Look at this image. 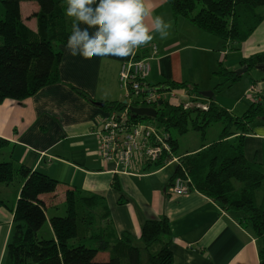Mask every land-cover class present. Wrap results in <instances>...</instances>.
<instances>
[{"label":"crops","instance_id":"obj_1","mask_svg":"<svg viewBox=\"0 0 264 264\" xmlns=\"http://www.w3.org/2000/svg\"><path fill=\"white\" fill-rule=\"evenodd\" d=\"M153 6L157 15L171 21L172 28L166 39L157 36L136 51L137 57L147 59L150 65L146 79L150 87L162 89L170 83H184L199 91H212L214 97V93L222 90L214 91L218 82L215 72L220 68L236 71L242 67V60L264 52V20L246 42L233 45L174 15L167 0H153ZM37 11L34 2L20 4L22 22L31 30L36 28L32 15ZM151 45L157 48L155 55H151ZM58 48L62 54L58 83L41 88L21 103L5 100L0 104V137L8 141V146L0 150V163H16L59 182L54 195L42 197L48 202L43 226L49 238L53 234L47 224L56 215L52 213L60 206L65 213L62 194L66 189L75 188L103 199L108 220L117 235L127 233L138 240L147 219L166 217L171 229L172 264H264V240L254 235L241 212L223 211L198 192L186 196L169 192L174 163L155 166L134 159L131 167L122 172L100 158L95 132L101 128V121L112 113L107 105L126 100L118 75L121 63L129 57H73L67 45ZM261 78V83L251 78L249 82L257 89L258 96L252 99V104L258 98L256 103L264 107V77ZM248 86L244 83V90ZM174 93L172 104L201 97L185 94L182 89ZM206 100L204 106L211 101ZM213 101L220 105L215 98ZM250 106L237 100L230 107L229 104L219 107L227 108L232 115L240 111L234 114L240 117ZM244 136L246 160L264 168V121L252 123ZM200 147L201 144L180 155L195 153ZM0 184H5L0 188L3 191L0 264H3L13 231L11 210L20 186ZM48 211H52V216H47Z\"/></svg>","mask_w":264,"mask_h":264},{"label":"trees","instance_id":"obj_2","mask_svg":"<svg viewBox=\"0 0 264 264\" xmlns=\"http://www.w3.org/2000/svg\"><path fill=\"white\" fill-rule=\"evenodd\" d=\"M22 2H34L38 6L32 15L35 30L22 22ZM167 2L174 15L233 45L246 42L264 20V11L258 10L264 7V0ZM66 7V0H0V104L5 100L21 103L41 88L59 82L62 54L58 47L66 45L72 26ZM262 65L264 52L241 61L246 72ZM214 76L218 80L214 91H218L230 87L243 75L220 68ZM167 86L170 90L182 89L189 95L200 92L184 83ZM210 100L204 110L162 101V105H153L157 110L155 119L133 117L129 111L127 121L155 122L167 134L173 154L178 142L170 136V129L179 135L194 131L204 139L207 129L220 123L218 141L209 145L200 143L197 152L178 155L169 187L177 177L185 180L190 192L206 196L221 210L241 212L254 235L264 240V168L249 163L243 152L244 135L252 123L262 120L264 107L251 104L243 115L236 117ZM126 106L114 102L107 109L116 114L124 112ZM131 107L140 106L133 101ZM6 146L8 141L0 137V150ZM153 164L161 166L163 160ZM0 183L20 186L11 210L13 231L3 264H172L171 229L166 217L147 219L138 240L127 233L117 235L101 197L75 188L66 189L62 194L65 215L49 219L53 237H39L48 206L42 197L54 195L59 182L16 163H0Z\"/></svg>","mask_w":264,"mask_h":264},{"label":"built area","instance_id":"obj_3","mask_svg":"<svg viewBox=\"0 0 264 264\" xmlns=\"http://www.w3.org/2000/svg\"><path fill=\"white\" fill-rule=\"evenodd\" d=\"M157 52L155 45L151 46V55ZM150 72L147 59H140L136 53L120 65L119 83L125 91L124 112L111 113L101 121V128L95 132L98 144V155L106 163H113L118 171L125 172L131 167L134 159L140 163L153 164L163 160V165L174 162L171 160V149L168 144V136L150 121H136L129 123L127 115L133 101H137L140 107H150L159 101L175 100L174 90L166 92L155 87H147L146 79ZM248 91L257 94V89L251 86ZM141 92L145 94L139 95ZM249 92V93H250ZM186 94V93H185ZM256 98V97H255ZM174 105H183L185 108L198 107L206 109V105L180 102ZM165 156L164 159L162 157ZM169 192L175 196H186L190 193L187 182L179 177L175 178L169 187Z\"/></svg>","mask_w":264,"mask_h":264},{"label":"clouds","instance_id":"obj_4","mask_svg":"<svg viewBox=\"0 0 264 264\" xmlns=\"http://www.w3.org/2000/svg\"><path fill=\"white\" fill-rule=\"evenodd\" d=\"M72 18L66 45L73 57L133 56L154 39L170 35L172 24L157 15L153 0H66Z\"/></svg>","mask_w":264,"mask_h":264},{"label":"rangeland","instance_id":"obj_5","mask_svg":"<svg viewBox=\"0 0 264 264\" xmlns=\"http://www.w3.org/2000/svg\"><path fill=\"white\" fill-rule=\"evenodd\" d=\"M258 10L260 12H262V11H264V7H259ZM151 46H150V50H151ZM243 67L236 70L235 72L241 70ZM243 75H245V76L242 79L238 80L236 83L232 84L230 87H226V88L224 87V88H222L221 91L214 93V98H215V101L217 104H220L221 106H223V104H229V107H230L237 100H240L242 105L244 104L246 106H250V104H252V99H254L257 96V94L254 92L248 91V88L251 87L250 82H249V78H251L253 81H258V83H261L260 80L262 79L261 77H264V73L257 70V69H252V70L245 72ZM118 79H119V76H118ZM244 83H248V85H249L246 90H244V88H243ZM146 84H147V82H146ZM147 87L150 88V86L148 84H147ZM142 94H145V93L141 92L139 95H142ZM257 100H259V99L257 98ZM257 100L254 102V104H257L256 103V102H258ZM183 102H184V104L195 103V104H199V105L202 104L203 105L207 102V100L205 98L197 97L196 100H194V101H191L189 98H185L183 100ZM239 112L240 111H238L236 113L234 112L233 115L239 114ZM116 114H119V113H116ZM145 121H147V120H145ZM153 123L155 126H158L155 122H153ZM159 129L161 131H163L162 128L159 127ZM220 131H221V124L220 123L212 124L207 129L206 135L204 136V139H202L201 135L197 132H194V131H190L184 135H179L176 130L170 129L169 130L170 136L173 139L177 140V142H178V147H177L175 153L173 154V152L171 151V155H172V157H170L171 160L174 159L173 163L176 165L178 160H179V156H177V155H180L181 152H183L187 149L195 148L200 143L208 144L209 142H215L216 140H218ZM4 186H5V184H0V188H2ZM2 193H3V191H0V196L2 195ZM59 202L60 201L57 200V205H60ZM58 209H59L58 211H55L56 213H54V212L52 213V211H48L47 216H49V217L52 216V215H50L51 213L56 214L55 216H64L65 215L64 207L60 206V208H58ZM47 225L49 226V224H47ZM45 227L46 226L42 227L38 236L44 237V238H49V236L47 235V229L45 230Z\"/></svg>","mask_w":264,"mask_h":264},{"label":"water","instance_id":"obj_6","mask_svg":"<svg viewBox=\"0 0 264 264\" xmlns=\"http://www.w3.org/2000/svg\"><path fill=\"white\" fill-rule=\"evenodd\" d=\"M256 69L264 73V65L258 66ZM245 72H246V66H244L241 70L237 71L236 74L243 75ZM160 90L166 92L169 91L170 88L166 87ZM199 95L203 98L214 100L212 91H200ZM158 105H162V101H159ZM129 111L131 112L133 117H146L150 119H155L157 115V110L155 108H150V107H138V108L129 107ZM262 121H264V117L262 118Z\"/></svg>","mask_w":264,"mask_h":264}]
</instances>
